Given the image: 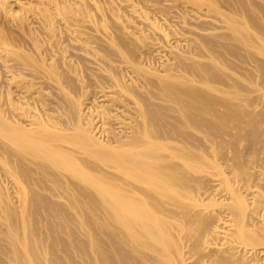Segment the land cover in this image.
<instances>
[{
  "label": "bare ground",
  "instance_id": "6f19581e",
  "mask_svg": "<svg viewBox=\"0 0 264 264\" xmlns=\"http://www.w3.org/2000/svg\"><path fill=\"white\" fill-rule=\"evenodd\" d=\"M0 264H264V0H0Z\"/></svg>",
  "mask_w": 264,
  "mask_h": 264
}]
</instances>
